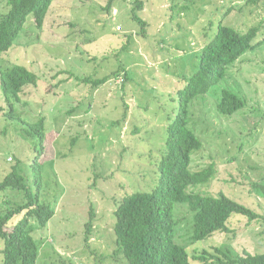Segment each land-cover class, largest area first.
<instances>
[{"label": "rangeland", "instance_id": "rangeland-1", "mask_svg": "<svg viewBox=\"0 0 264 264\" xmlns=\"http://www.w3.org/2000/svg\"><path fill=\"white\" fill-rule=\"evenodd\" d=\"M136 6V0H54L46 24L38 28L31 14L15 45L0 56L3 68L21 64L39 75L38 84L26 86L21 101H14L16 119L5 115L11 107L0 77L1 179L17 159L28 163L36 156L41 140L27 130L29 123L45 119L44 198L56 213L46 227L31 220L40 245L37 264H128L115 254V211L127 195L157 186L179 91L199 69L204 46L221 22L241 31L260 25L256 42L264 40V0H145V10L138 12L148 22L145 33L132 18ZM118 68H124L120 75L102 85L83 81ZM225 89L246 102L233 115L218 111ZM190 110V127L204 143L192 155V169L217 167L210 183L192 190L224 192L261 217L250 221L234 213L230 232L217 231L193 244V214L180 203L176 215L187 217L180 242L191 255L216 247L234 257L264 252V44L232 64ZM22 200L18 191H0V212ZM91 207L96 217L87 239ZM3 248L0 239V264ZM193 264L205 263L194 259Z\"/></svg>", "mask_w": 264, "mask_h": 264}, {"label": "trees", "instance_id": "trees-1", "mask_svg": "<svg viewBox=\"0 0 264 264\" xmlns=\"http://www.w3.org/2000/svg\"><path fill=\"white\" fill-rule=\"evenodd\" d=\"M259 1L262 0H248L249 3ZM3 2L6 7L0 9V56L15 45L25 31L31 14L38 28L46 24L54 0H0V3ZM136 4L132 18L141 24V32L145 33L148 22L138 14L145 10V0H136ZM106 9H112L111 2ZM260 31V25L241 31L233 26H224L221 22L213 38L204 46L199 69L179 91V112L169 125L167 146L159 163L157 186L151 192L138 191L127 195L115 211V254L123 255L128 264H193L194 259L205 264H264V252L245 251L234 257L230 252L216 247L214 251L204 250L200 255H191L189 246L181 243L178 236L180 227L187 223V217L180 218L175 212L180 203L189 206L193 214L190 230L193 244L217 231L230 232L228 222L234 213L247 216L250 221L261 217L257 211L224 192L212 195L192 190L193 187L210 183L216 176L217 167L211 163L197 170L192 169V155L202 150L204 143L190 127L192 102L205 98L225 78L232 64L245 53L264 44V40L256 42ZM123 69L118 68L117 72L96 80L85 77L83 81L99 86L113 75H120ZM0 77L4 96L11 107L5 115L16 119L14 101H21L26 86L38 84L39 75L27 66L13 64L8 68L0 65ZM245 105V100L225 89L218 111L233 115ZM4 110L0 106V113ZM29 127L28 134L38 136L41 140L38 153L28 163L17 159L11 173L5 179L0 177V191L15 190L23 198L15 206L0 212V239L4 240L3 264H37L40 245L30 228L31 220L36 218L42 227H46L56 213V207L44 198L46 185L42 158L46 152L45 119L29 123ZM19 215L22 218L10 227ZM90 216L87 239L92 234L96 217L94 207H91Z\"/></svg>", "mask_w": 264, "mask_h": 264}, {"label": "built area", "instance_id": "built-area-1", "mask_svg": "<svg viewBox=\"0 0 264 264\" xmlns=\"http://www.w3.org/2000/svg\"><path fill=\"white\" fill-rule=\"evenodd\" d=\"M118 29L120 30V29H121V27L119 26V27H118Z\"/></svg>", "mask_w": 264, "mask_h": 264}]
</instances>
